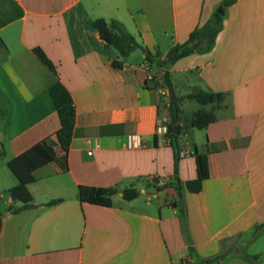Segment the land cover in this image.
<instances>
[{
	"label": "crops",
	"instance_id": "1",
	"mask_svg": "<svg viewBox=\"0 0 264 264\" xmlns=\"http://www.w3.org/2000/svg\"><path fill=\"white\" fill-rule=\"evenodd\" d=\"M223 1L0 0V163L6 168L47 138L56 153L28 185L37 207L15 211L23 202L11 194L6 209L0 204V264H264V0L225 8L213 48L169 69L177 98L195 88L225 95L217 120L182 132L179 158L156 133L163 105L155 79L170 90L161 60ZM97 19L123 23L140 44L121 69ZM57 80L76 108L68 152L56 136L61 120L50 88ZM182 107L186 127L213 105ZM133 134L143 147H127ZM196 153L207 155L210 176L191 193L186 183L197 178ZM6 170L0 189L10 191L18 180ZM80 186L119 192L106 207L82 202ZM128 187L140 195L126 200ZM251 241L253 252L239 259Z\"/></svg>",
	"mask_w": 264,
	"mask_h": 264
},
{
	"label": "trees",
	"instance_id": "2",
	"mask_svg": "<svg viewBox=\"0 0 264 264\" xmlns=\"http://www.w3.org/2000/svg\"><path fill=\"white\" fill-rule=\"evenodd\" d=\"M237 1L238 0H224L222 7L227 8ZM223 21L224 17L218 12H215L206 23L191 33L187 42L172 47L166 57L161 60L160 67L164 69L165 80L171 93L173 92V88L170 81L169 69L180 59L194 53L195 50L193 49V45L199 41H202L199 51H210L215 44L217 35L223 29ZM94 26L99 31L103 41L118 52L120 59H115L113 61V66L121 69L123 60L140 47L136 37L126 29L123 23L117 20L108 22L105 19H97L94 21ZM34 52L47 67L55 72L54 64L41 49L37 48ZM147 58L151 62L155 61V57L152 58L150 53H148ZM50 92L61 120V127L57 131L56 136L61 147L68 152L76 124L75 104L71 93L59 80L51 86ZM224 100L225 95L223 93H213L195 88L188 95L171 101V123L169 125L167 138L175 148L178 158L180 157V148L178 144L179 135L189 128L205 129L211 123L215 122L217 120L216 109L223 106ZM185 101H196L204 106L213 105V108L211 110L200 109L196 111L189 125L185 127L183 125V110L181 108V105ZM0 115H4V111L1 108ZM176 129L178 133H176ZM195 157L198 172L197 178L186 183L191 193L200 192L203 188L204 181L210 176L207 155L196 153ZM55 159L56 153L53 144L50 138H47L9 160L8 167L18 180V184L10 190V193L14 200L23 202V206L15 211L37 207V205L33 203V196L29 191L28 185L36 181L34 172L37 169L53 162ZM79 192L82 202L110 207L112 206L113 197L119 190L116 188L80 186ZM122 193L126 200H134L140 195L139 190L134 187L125 188ZM60 202L61 200L59 199L53 200L48 203V205H56ZM260 228L261 227H258L257 230ZM189 250L192 257L193 249L190 248Z\"/></svg>",
	"mask_w": 264,
	"mask_h": 264
},
{
	"label": "built area",
	"instance_id": "3",
	"mask_svg": "<svg viewBox=\"0 0 264 264\" xmlns=\"http://www.w3.org/2000/svg\"><path fill=\"white\" fill-rule=\"evenodd\" d=\"M151 79H154L153 76H151ZM158 84L161 85L160 87V95H161V102L163 105V110L161 114L158 117L157 120V128L156 133L157 135L167 137L169 125L171 123V91L167 87H163L164 82L162 77H158L157 79ZM144 141L140 135L133 134L128 136L127 139V147L130 149H138L143 147ZM186 155L185 152H182V156Z\"/></svg>",
	"mask_w": 264,
	"mask_h": 264
},
{
	"label": "rangeland",
	"instance_id": "4",
	"mask_svg": "<svg viewBox=\"0 0 264 264\" xmlns=\"http://www.w3.org/2000/svg\"><path fill=\"white\" fill-rule=\"evenodd\" d=\"M181 108L183 109V107H182V105H181ZM195 110V106H191V108L189 109H187V112H186V115H187V117H186V120H188V122H189V120H190V115L193 113V111ZM192 117V116H191ZM189 118V119H188ZM189 124V123H188ZM5 169H7L6 171H8V173H10V175H12L13 177H16L14 174H13V172L10 170V168L7 166V164H6V168H4L3 169V164L2 163H0V175H2V178H3V180H5V178H6V175H5ZM0 194H4L6 197L4 198V199H0V204H1V207H2V209L4 210V209H6V201L9 199V197H10V191H8V190H6V191H4V190H2V189H0ZM255 244L256 243H254L253 241H251V243L247 246V248L244 250V252H243V254H242V256H241V254L240 255H238L237 257L239 258V259H241V257L243 258V259H245V258H247L248 257V254H250V253H252L253 252V250H254V246H255ZM235 255H233V257H234ZM235 258V257H234Z\"/></svg>",
	"mask_w": 264,
	"mask_h": 264
},
{
	"label": "water",
	"instance_id": "5",
	"mask_svg": "<svg viewBox=\"0 0 264 264\" xmlns=\"http://www.w3.org/2000/svg\"><path fill=\"white\" fill-rule=\"evenodd\" d=\"M217 12H218L220 15L224 16V15H225V8H224V7H220V8L217 10ZM201 44H202V41H199V42L195 43V44L193 45V49H194V50L199 49V47L201 46ZM141 50H142L143 52L146 51V50L143 49V48H141ZM171 99H172V100H177V97L175 96V93H174V92H172ZM176 133H178L177 129H176ZM154 188H155V187H154Z\"/></svg>",
	"mask_w": 264,
	"mask_h": 264
}]
</instances>
